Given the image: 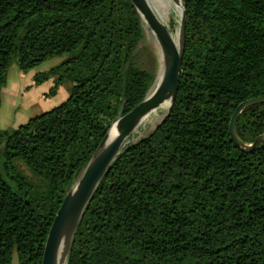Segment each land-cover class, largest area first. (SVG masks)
<instances>
[{
  "label": "trees",
  "instance_id": "16d2710c",
  "mask_svg": "<svg viewBox=\"0 0 264 264\" xmlns=\"http://www.w3.org/2000/svg\"><path fill=\"white\" fill-rule=\"evenodd\" d=\"M184 56L176 98L146 137L128 145L100 182L68 264H264V143L232 140L237 106L264 97V0H182ZM144 37L131 0H0V93L9 67L54 56L68 99L17 128L0 129V264H41L67 188L124 104L145 99L155 73L137 67ZM237 133L264 134V103Z\"/></svg>",
  "mask_w": 264,
  "mask_h": 264
},
{
  "label": "water",
  "instance_id": "95a60500",
  "mask_svg": "<svg viewBox=\"0 0 264 264\" xmlns=\"http://www.w3.org/2000/svg\"><path fill=\"white\" fill-rule=\"evenodd\" d=\"M172 1L181 2L183 6L180 16L178 44L174 43L170 32L153 13L147 0H131L143 24H146L153 31L157 40L162 62L160 81L155 89H153L154 86L150 88L145 99L130 112L124 114L123 104L119 115L111 124V127L116 124V137L106 143L108 131L87 165L81 171L82 173L76 186L73 187V181L70 182L49 230L41 264H68L76 232L88 205L113 162L128 146L129 137L141 123L144 116L166 101H169L171 107L176 98L184 56L187 13L186 5L182 0ZM258 103H264V97L252 98L241 102L231 117L229 125L231 138L244 152H251L260 143H264V134L258 136L254 142L247 143L237 133V120L242 111Z\"/></svg>",
  "mask_w": 264,
  "mask_h": 264
},
{
  "label": "rangeland",
  "instance_id": "374dc122",
  "mask_svg": "<svg viewBox=\"0 0 264 264\" xmlns=\"http://www.w3.org/2000/svg\"><path fill=\"white\" fill-rule=\"evenodd\" d=\"M169 24L172 30H176L177 26L180 27V18L176 20L174 14H171ZM143 30L144 37L137 47L134 62L137 67L155 73L156 78L153 83L155 85L161 72L160 51L156 42L150 37L149 27L146 24H143ZM65 58L66 55L54 56L29 71L21 70L16 63L9 67L7 81L0 93V129L17 128L31 118L58 107L68 99L72 87L69 80L58 82L55 92L51 93L59 79V74L37 81V75L47 73L61 64ZM169 107L170 105L140 123L129 137L128 145L149 135L167 115ZM81 173L73 180V187L76 186ZM13 264H18L17 255L14 256Z\"/></svg>",
  "mask_w": 264,
  "mask_h": 264
},
{
  "label": "bare ground",
  "instance_id": "6f19581e",
  "mask_svg": "<svg viewBox=\"0 0 264 264\" xmlns=\"http://www.w3.org/2000/svg\"><path fill=\"white\" fill-rule=\"evenodd\" d=\"M147 2L151 10L153 11V13L166 26V28L170 32V35L174 43L178 44L179 36H180L179 26H177L176 30H172L169 24V19H170V15L174 14L176 20H179L181 13H182V9H183L182 3L181 2L176 3L172 0H147ZM148 31H149L150 37L156 42V45L158 47V43H157V40L155 38L153 31L151 29H149ZM160 78L161 76L159 75L153 89H155V87L159 83ZM168 106H169V101L164 102L161 106H159L158 108L154 109L153 111L148 113L146 116H144V118L141 120V123L148 120L153 114H158L159 110H164ZM116 135H117V129H116V124H114L109 130L106 143L110 142L113 138L116 137Z\"/></svg>",
  "mask_w": 264,
  "mask_h": 264
}]
</instances>
